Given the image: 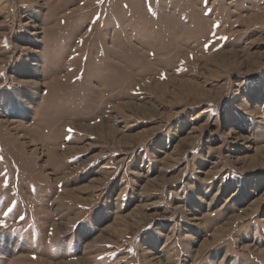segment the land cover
Masks as SVG:
<instances>
[{
  "label": "rangeland",
  "instance_id": "rangeland-1",
  "mask_svg": "<svg viewBox=\"0 0 264 264\" xmlns=\"http://www.w3.org/2000/svg\"><path fill=\"white\" fill-rule=\"evenodd\" d=\"M0 222V264H264V0H0Z\"/></svg>",
  "mask_w": 264,
  "mask_h": 264
},
{
  "label": "snow or ice",
  "instance_id": "snow-or-ice-1",
  "mask_svg": "<svg viewBox=\"0 0 264 264\" xmlns=\"http://www.w3.org/2000/svg\"><path fill=\"white\" fill-rule=\"evenodd\" d=\"M68 131L71 132L72 129L69 128ZM9 211H11V209H9ZM0 226H4L2 222H0Z\"/></svg>",
  "mask_w": 264,
  "mask_h": 264
}]
</instances>
